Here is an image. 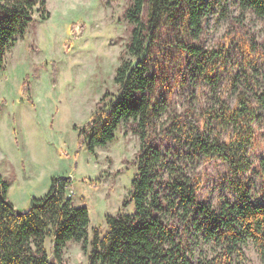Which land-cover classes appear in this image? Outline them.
<instances>
[{
	"label": "trees",
	"instance_id": "1",
	"mask_svg": "<svg viewBox=\"0 0 264 264\" xmlns=\"http://www.w3.org/2000/svg\"><path fill=\"white\" fill-rule=\"evenodd\" d=\"M129 1L123 15L130 24L126 47L133 58L122 57L116 69L118 93L106 90L89 122L76 129L80 147L93 153L115 140L122 125L139 136L140 147L129 162L137 170L124 201L133 202V210L108 215L105 234L96 227L90 240V211L67 194L70 176H53L48 191L20 210L8 196L11 181L0 173V264H66L71 240L81 243L89 264H241L249 240L264 257V190L254 192L250 153L256 125L264 123V90L252 66L263 52L237 26L236 34L216 48L200 42L204 18L217 0ZM235 1L243 13L264 19V0ZM46 3L0 0V69L6 67L7 52L39 21L35 7L43 11L40 19L49 17ZM234 62L242 66L245 81L230 76L237 89L233 105L220 99L204 112L190 106L163 118L169 97L161 87L170 86L175 67L181 84L195 78L215 89L221 72ZM25 85L26 80L32 100L31 85ZM208 118L228 136L207 134ZM200 157L225 163L217 178L235 199L200 197L206 178L188 170ZM260 166L264 185V160ZM199 241L210 244V253L196 257Z\"/></svg>",
	"mask_w": 264,
	"mask_h": 264
},
{
	"label": "rangeland",
	"instance_id": "2",
	"mask_svg": "<svg viewBox=\"0 0 264 264\" xmlns=\"http://www.w3.org/2000/svg\"><path fill=\"white\" fill-rule=\"evenodd\" d=\"M217 0L203 21L200 42L212 49L236 34V26L263 52L255 75L264 90V19L251 11L242 12L235 0ZM129 0L109 5L105 0H47L48 18L34 9L39 21L31 23L24 38L18 39L6 54V67L0 69V173L11 181L9 198L20 210L28 209L33 196L44 195L53 176H70L72 184L67 194L76 204H86L90 211V240L96 227L105 234L107 216L120 211L131 212L127 206L131 181L137 170L130 161L140 147L137 134L120 126L117 138L96 152L80 147L79 130L91 119L95 105L106 90L118 93L116 69L122 57L133 58L127 52L130 24L123 12ZM177 67L173 69L169 87L161 90L169 97L166 118L174 111L182 112L195 106L197 113L218 105L224 99L235 103L236 87L230 76L236 74L245 81L243 68L237 62L221 72L216 88L205 80L189 78L181 84ZM31 85L32 100L24 88ZM183 85V86H182ZM206 132L212 137L226 138L228 130L216 120L207 119ZM254 192L264 190L261 162L264 160V123H258L250 146ZM225 163L200 157L190 162L189 173L203 174L206 183L199 192L216 202L221 194L235 199L221 185L218 176ZM251 174V173H250ZM197 240V239H196ZM195 240V241H196ZM194 244L196 257L210 253L208 243ZM50 239L47 246L50 248ZM246 258L241 264H264V257L249 240ZM66 264H89L81 243L71 240L65 248Z\"/></svg>",
	"mask_w": 264,
	"mask_h": 264
}]
</instances>
